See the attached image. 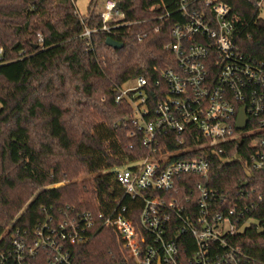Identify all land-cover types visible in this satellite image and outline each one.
I'll return each instance as SVG.
<instances>
[{"label": "trees", "instance_id": "obj_1", "mask_svg": "<svg viewBox=\"0 0 264 264\" xmlns=\"http://www.w3.org/2000/svg\"><path fill=\"white\" fill-rule=\"evenodd\" d=\"M100 1L105 0H90L80 15L75 0H0L1 253L7 254L17 228L33 239L36 225L49 217L61 220L77 211L98 217L125 205L127 215L137 219L143 206L125 195L115 175L117 167L148 153L132 123L131 103L116 101L117 88L137 75L156 88L163 70L176 65L166 45L182 15L177 0H115L123 16L108 21L105 30L101 9L96 10ZM222 1L239 51L264 60V18L254 0ZM108 37L123 47L109 46ZM260 137L264 132L194 151L210 160L209 185L227 195L223 206L237 201L244 218L251 219L224 237L227 247H238L253 264H264V173L249 166L252 140ZM164 143L178 147L174 141ZM191 181L180 176L177 192L161 195L186 203ZM179 243L186 256L197 248L189 234ZM68 246L73 264H131L117 231L99 220L86 242ZM38 251L27 263L49 264L51 253ZM0 264L19 263L0 254Z\"/></svg>", "mask_w": 264, "mask_h": 264}, {"label": "built area", "instance_id": "obj_2", "mask_svg": "<svg viewBox=\"0 0 264 264\" xmlns=\"http://www.w3.org/2000/svg\"><path fill=\"white\" fill-rule=\"evenodd\" d=\"M254 5L264 12V0H254ZM177 6L182 21L172 27L173 39L166 45L176 65L163 70L154 89L144 75L133 77L134 86L124 88L123 83L117 88L116 101L131 103L132 123L148 148L143 158L115 169L125 195L143 202L137 219L127 215L125 205L98 217L88 211L67 212L61 220L49 217L36 225L33 239L26 231L20 235L17 228L7 254L0 252L2 258L29 264L44 249L51 253L49 264H73L68 245L86 242L99 220L117 231L131 264H253L238 247H227L224 237L250 225L251 219L244 218L237 201L228 209L223 206L227 195L209 185L210 160L194 151L264 132V60L239 51L229 8L222 0H177ZM122 16L115 0H105L102 29L108 30L107 22ZM85 35L89 44L91 31L86 29ZM38 36L42 41V34ZM2 53L0 47V57ZM242 107L248 122L237 129ZM167 140L178 147L167 148ZM251 144L250 169L264 173V137ZM185 175L193 178L191 200L183 203L161 195L176 193ZM184 234L193 237L197 247L191 256L179 243Z\"/></svg>", "mask_w": 264, "mask_h": 264}, {"label": "rangeland", "instance_id": "obj_3", "mask_svg": "<svg viewBox=\"0 0 264 264\" xmlns=\"http://www.w3.org/2000/svg\"><path fill=\"white\" fill-rule=\"evenodd\" d=\"M89 2H90V0H75V5H76V7H77V11H78V13H79L80 15H83V14H85V13L87 12ZM102 4H103V1H100V4H99V6L96 8V10L101 9ZM261 17L264 18V12L261 13ZM135 84H136L135 79L132 78V79L128 80L127 82H125V83L123 84V87H124V88H126V87H131V86H134ZM75 180H76V179H72V180H64V181H62L61 183H59L58 185H64V184H67L68 182H73V181H75ZM77 180H78V179H77ZM37 192H38V191H36V193H37ZM26 205H27V204H26ZM26 205L20 209V211L17 213V215L14 217V219L17 218V217L23 212V210L25 209ZM14 219H13V220H14ZM13 220H12V221H13Z\"/></svg>", "mask_w": 264, "mask_h": 264}, {"label": "water", "instance_id": "obj_4", "mask_svg": "<svg viewBox=\"0 0 264 264\" xmlns=\"http://www.w3.org/2000/svg\"><path fill=\"white\" fill-rule=\"evenodd\" d=\"M118 7H119V3H117ZM107 44L109 46H112L114 48H121L123 47V43L108 37L107 38ZM248 122V115L246 113V107H242L239 112H238V116H237V121H236V128L237 129H244L247 125Z\"/></svg>", "mask_w": 264, "mask_h": 264}]
</instances>
